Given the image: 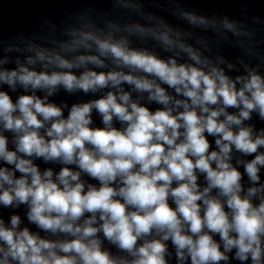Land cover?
<instances>
[{
	"label": "clouds",
	"instance_id": "1",
	"mask_svg": "<svg viewBox=\"0 0 264 264\" xmlns=\"http://www.w3.org/2000/svg\"><path fill=\"white\" fill-rule=\"evenodd\" d=\"M76 2L0 29V264H264V14Z\"/></svg>",
	"mask_w": 264,
	"mask_h": 264
}]
</instances>
